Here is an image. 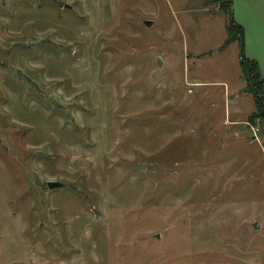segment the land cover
<instances>
[{"label":"rangeland","instance_id":"obj_1","mask_svg":"<svg viewBox=\"0 0 264 264\" xmlns=\"http://www.w3.org/2000/svg\"><path fill=\"white\" fill-rule=\"evenodd\" d=\"M232 8L264 78V0ZM229 22L214 0H0V264H264Z\"/></svg>","mask_w":264,"mask_h":264},{"label":"trees","instance_id":"obj_2","mask_svg":"<svg viewBox=\"0 0 264 264\" xmlns=\"http://www.w3.org/2000/svg\"><path fill=\"white\" fill-rule=\"evenodd\" d=\"M214 1L220 4L221 11L230 15V22L227 25L228 38L225 45L238 41L242 47L240 64L256 104V111L249 117L248 122L250 125H255L257 121L264 124V78L262 77L258 62L244 56V29L242 26L236 24L233 18V0Z\"/></svg>","mask_w":264,"mask_h":264},{"label":"water","instance_id":"obj_3","mask_svg":"<svg viewBox=\"0 0 264 264\" xmlns=\"http://www.w3.org/2000/svg\"><path fill=\"white\" fill-rule=\"evenodd\" d=\"M146 25L148 27H150L152 25V22H146ZM159 63H162L161 62V59H159ZM142 168H144V165L142 166ZM64 185L60 182H48V187L50 190H54V189H58V188H62ZM253 228L255 230H259L260 229V223L259 222H254L252 224Z\"/></svg>","mask_w":264,"mask_h":264},{"label":"built area","instance_id":"obj_4","mask_svg":"<svg viewBox=\"0 0 264 264\" xmlns=\"http://www.w3.org/2000/svg\"><path fill=\"white\" fill-rule=\"evenodd\" d=\"M257 133H258V131L255 132V140H256V141H259V138H258V136H257V135H258Z\"/></svg>","mask_w":264,"mask_h":264},{"label":"crops","instance_id":"obj_5","mask_svg":"<svg viewBox=\"0 0 264 264\" xmlns=\"http://www.w3.org/2000/svg\"><path fill=\"white\" fill-rule=\"evenodd\" d=\"M231 123V122H230Z\"/></svg>","mask_w":264,"mask_h":264}]
</instances>
